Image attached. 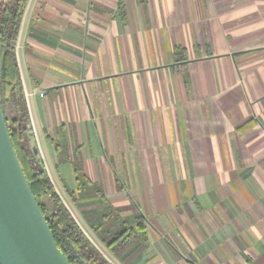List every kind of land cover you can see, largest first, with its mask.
<instances>
[{"label": "crops", "instance_id": "obj_1", "mask_svg": "<svg viewBox=\"0 0 264 264\" xmlns=\"http://www.w3.org/2000/svg\"><path fill=\"white\" fill-rule=\"evenodd\" d=\"M16 52L65 204L145 218L121 264H264V0H29Z\"/></svg>", "mask_w": 264, "mask_h": 264}, {"label": "trees", "instance_id": "obj_2", "mask_svg": "<svg viewBox=\"0 0 264 264\" xmlns=\"http://www.w3.org/2000/svg\"><path fill=\"white\" fill-rule=\"evenodd\" d=\"M28 1L0 0V102L13 144L56 242L69 261L72 264H112L85 234L57 192L38 150L16 52ZM76 181V191H70L76 205L96 200L104 204L97 211L86 212L84 219L117 259L128 263L147 249L149 238L143 216H138L134 224L130 223L123 209L109 203L103 188L93 183L78 165Z\"/></svg>", "mask_w": 264, "mask_h": 264}, {"label": "water", "instance_id": "obj_3", "mask_svg": "<svg viewBox=\"0 0 264 264\" xmlns=\"http://www.w3.org/2000/svg\"><path fill=\"white\" fill-rule=\"evenodd\" d=\"M0 264H72L31 188L0 102Z\"/></svg>", "mask_w": 264, "mask_h": 264}, {"label": "rangeland", "instance_id": "obj_4", "mask_svg": "<svg viewBox=\"0 0 264 264\" xmlns=\"http://www.w3.org/2000/svg\"><path fill=\"white\" fill-rule=\"evenodd\" d=\"M67 205L71 210L72 214L82 227L85 234L89 237V239L97 246V248L103 253V255L112 263V264H121L115 256L110 252V250L98 239L97 235L84 223L82 218L81 211L77 210L69 201H67ZM96 205H89L84 207V211H89L92 209H96Z\"/></svg>", "mask_w": 264, "mask_h": 264}]
</instances>
